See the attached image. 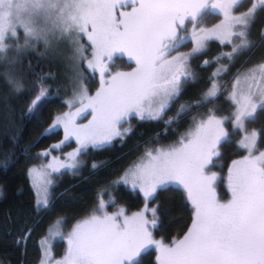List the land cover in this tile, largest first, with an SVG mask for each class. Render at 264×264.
<instances>
[{"label":"snow or ice","instance_id":"obj_1","mask_svg":"<svg viewBox=\"0 0 264 264\" xmlns=\"http://www.w3.org/2000/svg\"><path fill=\"white\" fill-rule=\"evenodd\" d=\"M243 5L244 0H0V66L4 69L0 78L8 88L2 98L7 111H12V97L28 91L20 56L30 41L43 43L42 55L51 62L66 61L70 73L66 78L72 95L64 101L69 110L57 114L33 141L35 144L63 129V139L41 153L46 159L51 156L49 162L29 169L37 188V207L50 206L53 174L77 173L84 163L81 157L90 148L102 149L132 131L123 127L131 118L163 121L167 128L217 99L221 74L229 65H220L211 74L210 86L199 99L180 104L175 117L164 120L185 85L198 80L190 61L204 55L211 41L231 47V51L214 58L227 59L230 64L242 53L251 52L258 42L264 48V28L258 39L253 38V28L264 20V0H251L249 7L238 11ZM207 15L222 18L212 27L201 26ZM20 29L24 45L13 48L7 41L18 40ZM189 41L191 51L180 52ZM117 54L127 55L135 68L113 72ZM212 62L205 59L202 67ZM96 73L99 87L93 94L88 83ZM49 92L41 83L27 104L29 115L38 113ZM228 99L233 106L229 115H217L215 108L194 115L178 140L146 148L116 181L143 194V209L127 215L121 208L109 214L101 198L92 213L77 220L66 237L59 226L67 221L58 218L57 227H50L41 240L40 264H53L49 239L57 236L66 239L67 247L54 264H140V257L150 247L156 251V264H264V151L258 149L264 142V127L248 129L259 114H264V60L237 75ZM89 110L91 119L86 124L78 123V117ZM237 135L240 139L235 141L236 147L247 154L228 166L230 198L221 200L217 184L224 178L211 169L220 166L221 147L232 144ZM73 140L77 147L63 159L51 155ZM98 166L92 164L93 168ZM170 185L182 187L190 205L191 223L182 236L165 243L154 239L150 231L158 228L159 205L149 209L148 204Z\"/></svg>","mask_w":264,"mask_h":264},{"label":"trees","instance_id":"obj_2","mask_svg":"<svg viewBox=\"0 0 264 264\" xmlns=\"http://www.w3.org/2000/svg\"><path fill=\"white\" fill-rule=\"evenodd\" d=\"M261 28H264V20L253 28L254 39H258ZM226 47L230 46L221 45L215 40L211 41L204 55L191 59L190 65L197 72L198 80L185 85L184 92L165 114L164 120L176 114L175 109L179 101L187 103L199 99L200 93L210 84L209 77L217 69L214 54ZM44 52V44L36 42L22 52L20 67L27 82L28 91L11 98L9 105L11 112L7 111L2 102V98L8 93V88L0 78L1 264H38L42 256L40 242L47 235L49 227L55 225L57 219L61 217L67 221L64 225L71 227L77 220L91 214L101 198L108 200L110 209L123 208L126 213L141 207L144 199L139 191L132 190L123 183H116L126 168L144 152L146 147L158 145L161 142L170 143L178 138L197 111L206 107L211 108L215 102L219 107L218 114H227L232 108L227 96L221 93L211 104L194 109L167 128L163 121H141L135 117L131 118L129 127L132 131L128 135L114 139L110 145L102 149L90 148L81 157L84 163L77 173L63 171V174L57 175L51 187L50 206L38 208L35 205V193L27 169L32 163L45 159L41 153L63 139V129H59L54 135L42 137L35 144L33 141L41 136L57 114L69 110L64 101L70 99L72 95L71 84L66 78V74L70 75L65 67L67 62H51L42 55ZM205 59L213 62L207 67H202ZM263 59L264 48L259 46V42L251 52L242 53L231 64L222 59V62H226L229 68L226 73L221 74L220 83H227L239 69L251 62L255 63ZM128 63L133 67L113 72H129L136 66L134 61L129 62L127 55L117 54L112 64L113 68L117 65L121 68ZM3 71V67L0 66V73ZM41 83L50 89L49 98L41 105L38 113L32 116L27 113V104L38 93ZM88 87L89 91L94 94L96 88L99 87V73L95 74L92 82L88 83ZM212 108L216 109L215 106ZM89 113L90 110L82 113L78 121L83 120ZM263 119L264 117L258 122L261 126H263ZM261 145H264V142ZM220 150L223 152V146ZM239 152L238 148L234 152L230 149L225 150L221 157L222 161L219 160L220 166L213 167L211 171L216 170L224 177L226 167L229 166L234 156L239 155ZM94 162L99 166L93 168ZM217 193L221 200H225L229 192L225 186L217 184ZM112 200H115L114 204L110 203ZM149 204L153 207L159 205L158 228L151 229L153 238L156 240L168 243L174 237L182 236L191 223L190 205L180 187L169 186L168 190L158 192L156 198ZM29 230H31L30 235H28ZM26 235L28 238L24 240ZM140 264H156L154 247L148 248L142 254Z\"/></svg>","mask_w":264,"mask_h":264},{"label":"rangeland","instance_id":"obj_3","mask_svg":"<svg viewBox=\"0 0 264 264\" xmlns=\"http://www.w3.org/2000/svg\"><path fill=\"white\" fill-rule=\"evenodd\" d=\"M250 4H251V0H244V5H243V7L242 8H240V9H238V11H243V10H245L247 7H249L250 6ZM222 17H220V16H218V15H207V16H205L203 19H202V21H201V26H204V27H212L214 24H216V23H219V20L221 19ZM187 27H188V30H189V32L191 31V28H192V25L189 23L188 25H187ZM181 35H185V33L184 32H181L180 33ZM18 36H19V39L18 40H13V39H9L8 41H7V43L9 44V45H11L13 48H15V46L16 45H21V46H23L24 45V40H25V36H24V33H23V30L22 29H20V30H18ZM219 42V41H218ZM34 43H35V41H32L31 42V46L32 45H34ZM187 44V45H186ZM183 47H181L180 49H179V51L180 52H189V51H191V49H192V47H193V45H192V43L189 41V42H187ZM27 49V48H26ZM26 49H24V50H26ZM23 50V51H24ZM22 51V52H23ZM229 51H231V47H226V48H224V49H222V50H220V51H217L215 54H214V58H216V57H218V56H220V54L221 53H223V52H229ZM14 54V52L13 53H10L9 55H13ZM173 55H175V53H173ZM224 60H227V59H224ZM264 60V59H263ZM262 61V60H261ZM261 61H256L255 63H253V62H251V63H249L248 65H246V66H244V67H242L241 69H239L237 72H235L233 75H232V77H231V79H230V81H228L227 83H221V93H224L223 95L224 96H227V99H228V94L231 92V90H232V83H233V81L236 79V77H237V75L238 74H242V73H244L248 68H250V67H252L253 65H255V64H257V63H259V62H261ZM129 62H132L131 60H129ZM227 62H229L228 60H227ZM220 65H227L226 64V62H222V59H220L219 61H217V68L220 66ZM131 67H133V65L132 64H130V63H128L127 65H123L121 68L119 67V65H117L116 67H112L111 66V70L112 71H115V70H118V69H124V70H128V69H130ZM190 68H191V70L193 71V72H195V73H197L194 69H192V67H191V65H190ZM209 86H210V84H209ZM208 86V87H209ZM207 87V88H208ZM206 88V89H207ZM205 89V90H206ZM204 90V91H205ZM230 101V100H229ZM231 102V101H230ZM180 104H184V103H181L180 101L177 103V105H176V108L178 109L179 108V106H180ZM231 104H232V102H231ZM216 107V110L218 109L219 110V107L217 106V102H215L214 104H213V106L212 107ZM211 107V108H212ZM207 108L208 107H206V108H204V109H201V110H199V111H197L195 114H193V116L194 115H196V116H198L199 114H202V113H206V111H207ZM177 109H175V112H176V110ZM72 111H75V108H73L72 109ZM233 111V106H232V108H231V110H230V112L229 113H227V114H218L217 113V115H220V116H227V115H229L231 112ZM176 114H174L173 116H171V117H174ZM192 116V117H193ZM264 117V114H259V119L257 120V122H255V123H251V124H249L248 125V129H249V131H251L252 129H257V130H259V129H261V127H264V119H263V122H262V124H263V126H261V125H259V123L258 122H260L261 121V118H263ZM170 118V117H169ZM168 118V119H169ZM91 119V113H89V115H88V117L85 119V120H83V121H78V123H81V124H86L89 120ZM192 120V119H191ZM191 120H190V123H191ZM190 123H189V125L187 126V128L183 131V132H185L187 129H188V127L190 126ZM131 125V123H130V121H129V123H125L124 125H123V127H125V128H128L129 126ZM226 127H229L230 128V125H226ZM183 132H181V133H183ZM180 133V134H181ZM180 136V135H179ZM179 136H178V138H179ZM178 138H176L174 141H172V142H170V143H159L157 146L156 145H152L151 147H161V146H167V145H169V144H171V143H173V142H175L176 140H178ZM233 143L232 144H230V145H228V146H223V154L225 153V150H227V149H230V150H232V152H234L236 149H237V147H236V143H235V141H238L239 139H240V137L237 135V136H234L233 138ZM261 144H263V142H260L259 144H258V149L260 150V151H264V145H261ZM77 147V145H76V143H75V141L73 140L72 142H69V143H67V145L64 147V149H62V150H60L59 152H52L51 153V155H53V156H59V157H61V159H63L64 158V154H66V153H69V152H71V151H73L75 148ZM147 148V147H146ZM145 148V149H146ZM145 149H144V151H145ZM144 154V152H142V154L140 155V156H138L136 159H135V161H133V163H131L126 169H128L131 165H133L135 162H137L138 160H139V158L142 156ZM247 153L245 152V151H243V150H240V152H239V155H237L236 157L234 156L232 159L234 160V159H239V158H241L242 156H244V155H246ZM51 159V156H49L47 159L45 158V159H40L39 161H36V162H34V163H32L30 166H28V169H27V173H28V176H29V180H30V183H31V185H32V187H33V190H34V193H35V205H36V199H37V197H36V191H37V188H35L34 186H33V177H31L30 175H29V169H32V168H39L40 166H42V165H46L48 162H49V160ZM232 159H231V161H232ZM220 161H222V159L220 158L219 159ZM231 161H230V163H229V165L231 164ZM220 164V162L218 161V165ZM227 169H228V167H226ZM215 172H218V171H216L215 170ZM124 173V172H123ZM57 175H59V174H53L51 177H50V179L52 180V181H54V178L57 176ZM123 175V174H122ZM121 175V176H122ZM120 176V177H121ZM226 177H227V170H225V174H224V179H223V182H218V184H221V185H223V186H225L226 188H227V179H226ZM120 179V178H119ZM119 179H117L116 181H118ZM126 186H128V188H130L131 189V186L130 185H126ZM170 186H176V187H180L179 185H170ZM52 187V186H51ZM51 187L49 188V191H50V194H51ZM180 188H182V187H180ZM137 191H139L138 189H137ZM141 193V192H140ZM218 194V193H217ZM141 195H142V197H143V194L141 193ZM218 197H219V194H218ZM230 198V193H228V195H227V197H226V199L225 200H227V199H229ZM143 199H144V197H143ZM104 201H106V208L104 209L106 212H108L109 214H113V213H116V212H118L119 211V209L117 208V207H115V208H109L108 207V200H104ZM144 205H145V200H144V204L141 206V207H139V208H137V209H135V210H130V211H128L126 214L127 215H131L133 212H137V211H140L141 209H143L144 208ZM37 206V205H36ZM148 207H149V209H151L152 207H153V205H150V204H148ZM90 215V214H89ZM148 218L149 219H151V215H148ZM77 222V221H76ZM75 224V223H74ZM73 224V225H74ZM72 225V226H73ZM72 226L70 227L69 225H61V226H59V227H62V229H63V234H64V236L66 237V235H67V233L71 230V228H72ZM50 227H52V228H56L57 227V224H55V225H52V226H50ZM49 227V228H50ZM150 231H151V229H150ZM47 235H48V232H47ZM44 237V236H43ZM49 244H51L52 245V247H51V252H52V257H53V264H54V260H56V259H60L62 256H63V254H64V252H65V250H66V247H67V244H66V239H61L60 237H55L54 239H49ZM40 246H41V242H40ZM41 253H42V255H43V251H42V248H41ZM42 257V256H41ZM40 260H41V258H40ZM1 264V263H0ZM38 264H40V261L38 262Z\"/></svg>","mask_w":264,"mask_h":264}]
</instances>
